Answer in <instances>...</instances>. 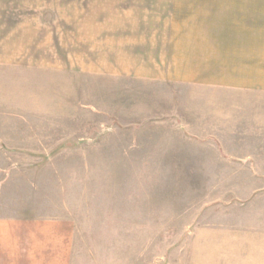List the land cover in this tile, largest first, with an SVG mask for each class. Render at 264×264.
I'll return each mask as SVG.
<instances>
[{"label": "rangeland", "instance_id": "obj_1", "mask_svg": "<svg viewBox=\"0 0 264 264\" xmlns=\"http://www.w3.org/2000/svg\"><path fill=\"white\" fill-rule=\"evenodd\" d=\"M108 1L0 0L48 121V156L0 157V215L63 223L70 264H264V44L231 20L120 28Z\"/></svg>", "mask_w": 264, "mask_h": 264}, {"label": "crops", "instance_id": "obj_2", "mask_svg": "<svg viewBox=\"0 0 264 264\" xmlns=\"http://www.w3.org/2000/svg\"><path fill=\"white\" fill-rule=\"evenodd\" d=\"M106 5L111 12L135 14L136 24L121 21L124 24L120 28H210L214 27V22L231 20L232 27L248 29L249 44H264V0H109ZM225 7L232 15L222 11L218 15L217 12ZM236 23L244 24L237 26ZM27 40L20 44L14 41L8 46L0 44V157L48 156V146H43V126L48 124L43 117V83L40 81L37 97H33L30 77L33 66L27 55L34 47ZM37 47L35 50L42 51L41 46ZM42 59L36 67L40 75L48 70L46 62L43 68ZM15 168L14 164L0 171ZM4 183L8 188L9 182ZM64 222L65 226L70 225ZM60 224L63 225L60 221L25 214L19 217L0 215V264H70L65 255L59 256L67 253L68 257L71 252L67 237L63 238L66 242L62 248L57 243L50 244V237L55 242L58 240L56 231L50 233V226Z\"/></svg>", "mask_w": 264, "mask_h": 264}]
</instances>
